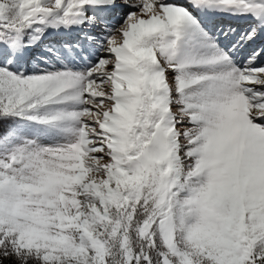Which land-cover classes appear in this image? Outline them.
<instances>
[{"label":"snow or ice","instance_id":"1","mask_svg":"<svg viewBox=\"0 0 264 264\" xmlns=\"http://www.w3.org/2000/svg\"><path fill=\"white\" fill-rule=\"evenodd\" d=\"M0 264H264V0H0Z\"/></svg>","mask_w":264,"mask_h":264},{"label":"rangeland","instance_id":"2","mask_svg":"<svg viewBox=\"0 0 264 264\" xmlns=\"http://www.w3.org/2000/svg\"><path fill=\"white\" fill-rule=\"evenodd\" d=\"M244 22H240L239 25H242Z\"/></svg>","mask_w":264,"mask_h":264},{"label":"bare ground","instance_id":"3","mask_svg":"<svg viewBox=\"0 0 264 264\" xmlns=\"http://www.w3.org/2000/svg\"><path fill=\"white\" fill-rule=\"evenodd\" d=\"M243 22V21H242Z\"/></svg>","mask_w":264,"mask_h":264}]
</instances>
